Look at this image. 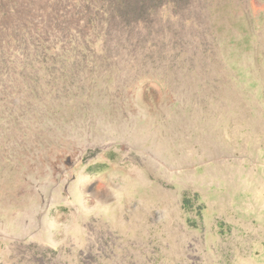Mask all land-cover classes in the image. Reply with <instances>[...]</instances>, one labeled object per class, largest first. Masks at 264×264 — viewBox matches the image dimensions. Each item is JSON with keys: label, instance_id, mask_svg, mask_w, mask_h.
<instances>
[{"label": "rangeland", "instance_id": "obj_1", "mask_svg": "<svg viewBox=\"0 0 264 264\" xmlns=\"http://www.w3.org/2000/svg\"><path fill=\"white\" fill-rule=\"evenodd\" d=\"M0 264H264V0H0Z\"/></svg>", "mask_w": 264, "mask_h": 264}, {"label": "trees", "instance_id": "obj_2", "mask_svg": "<svg viewBox=\"0 0 264 264\" xmlns=\"http://www.w3.org/2000/svg\"><path fill=\"white\" fill-rule=\"evenodd\" d=\"M118 1H120V2L124 3V0H118ZM119 10H120V9H119ZM115 12H117V13H121V12H123V10H120V11H115Z\"/></svg>", "mask_w": 264, "mask_h": 264}]
</instances>
